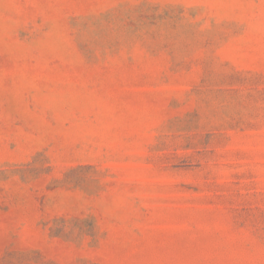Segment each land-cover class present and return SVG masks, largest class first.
<instances>
[{"label": "rangeland", "instance_id": "1", "mask_svg": "<svg viewBox=\"0 0 264 264\" xmlns=\"http://www.w3.org/2000/svg\"><path fill=\"white\" fill-rule=\"evenodd\" d=\"M0 264H264V0H0Z\"/></svg>", "mask_w": 264, "mask_h": 264}]
</instances>
